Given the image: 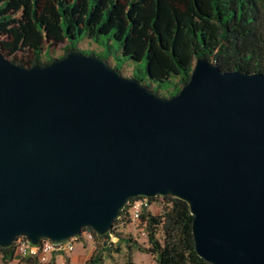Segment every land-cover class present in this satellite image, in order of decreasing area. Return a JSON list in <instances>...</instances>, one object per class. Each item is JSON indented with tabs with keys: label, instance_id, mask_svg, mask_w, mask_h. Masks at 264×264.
Here are the masks:
<instances>
[{
	"label": "water",
	"instance_id": "obj_1",
	"mask_svg": "<svg viewBox=\"0 0 264 264\" xmlns=\"http://www.w3.org/2000/svg\"><path fill=\"white\" fill-rule=\"evenodd\" d=\"M138 195L183 199L205 261L264 264V74L198 56L161 96L76 47L0 49V247L102 234Z\"/></svg>",
	"mask_w": 264,
	"mask_h": 264
},
{
	"label": "trees",
	"instance_id": "obj_2",
	"mask_svg": "<svg viewBox=\"0 0 264 264\" xmlns=\"http://www.w3.org/2000/svg\"><path fill=\"white\" fill-rule=\"evenodd\" d=\"M0 34L8 37L0 40L1 52L23 65L48 61L51 57L40 61V53L48 55V48L56 43L65 42L63 52L56 56L60 57L83 35H110L131 60L145 58L150 79L171 80L166 95L157 92L161 96L178 91L198 56L215 62L221 70L239 68L264 74V0H0ZM82 52L101 57L93 51ZM129 75L145 84L135 74ZM140 197L147 203L161 197L162 209L152 214L145 206L140 208L136 218L143 224L149 244L142 247L132 242L137 249L153 253L156 264H211L194 250L192 214L183 199L138 195L129 200ZM126 207L102 234L85 227L101 239V251L113 244L110 234L116 235V224L131 219L122 212ZM157 229L161 240L155 236ZM129 240L123 239L128 247ZM14 256L12 243L0 247L3 261ZM24 259L36 262L31 257ZM99 260L96 254L86 264ZM125 262L134 264L128 258Z\"/></svg>",
	"mask_w": 264,
	"mask_h": 264
},
{
	"label": "rangeland",
	"instance_id": "obj_3",
	"mask_svg": "<svg viewBox=\"0 0 264 264\" xmlns=\"http://www.w3.org/2000/svg\"><path fill=\"white\" fill-rule=\"evenodd\" d=\"M8 37L0 34V40L4 41ZM65 42L56 43L48 48V55L40 53V61H44L48 57H56L63 52ZM74 47L84 52L93 51L103 58L114 64L122 74L129 76L135 74L140 77L145 84L150 86L160 94H167L171 90V80H152L145 71V58L142 57L138 61L131 60L127 55L120 52L119 45L110 35L99 34L95 37L82 36L74 43ZM31 58L32 54L27 53ZM264 64V62H262ZM174 80V79H172ZM152 214H158L162 209V198H152L147 207ZM116 235H112L111 241L113 244L106 250L101 251L100 238L91 235V238L80 235L74 242V247L70 251L63 253L51 254L50 258L44 262L37 261L35 263L27 262L24 258H12L8 261H3L0 258V264H86L89 257L99 254L100 260L97 264H126V259H130L134 264H156L154 254L149 251H141L134 245L142 247L148 246L146 230L138 218L129 219L123 222H118L115 226ZM161 230L157 229L155 236L161 240ZM130 237L129 247L123 241ZM134 242V243H132Z\"/></svg>",
	"mask_w": 264,
	"mask_h": 264
},
{
	"label": "built area",
	"instance_id": "obj_4",
	"mask_svg": "<svg viewBox=\"0 0 264 264\" xmlns=\"http://www.w3.org/2000/svg\"><path fill=\"white\" fill-rule=\"evenodd\" d=\"M127 207L123 209V214L126 213L131 219L136 218L142 206L148 207L146 198L140 197L133 200H128ZM119 217V215H118ZM91 238L92 232L87 228H82L78 235L72 236L58 243L51 242L48 238H41L36 244L29 243L23 236H17L12 242L16 258L31 257L37 261L44 262L50 258L53 253H63L70 251L74 247V242L80 236ZM110 234V238H111ZM112 239V238H111Z\"/></svg>",
	"mask_w": 264,
	"mask_h": 264
}]
</instances>
